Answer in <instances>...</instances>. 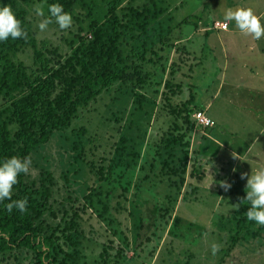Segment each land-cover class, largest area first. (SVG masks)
Here are the masks:
<instances>
[{
	"label": "trees",
	"instance_id": "16d2710c",
	"mask_svg": "<svg viewBox=\"0 0 264 264\" xmlns=\"http://www.w3.org/2000/svg\"><path fill=\"white\" fill-rule=\"evenodd\" d=\"M89 1L43 0L44 12L48 16V6L60 4L72 16L76 6L82 7ZM99 2L102 4V16L99 18L94 13V3L88 4L84 8L87 13L85 21H76L77 27L65 43L68 52L63 54L56 47H48L44 43L36 45L24 19L25 12L18 7L17 0H0V7L9 5L28 33L27 39L9 38L0 42V164L13 156L20 159L30 157L57 133L67 145L70 161L59 178L66 193L64 199L54 197L56 179L50 172L40 169L34 178L20 174L18 183L13 186L12 200L27 198L25 213L21 214L14 208L9 214L5 205L11 201L0 202V264H89L80 248L83 242L81 216L93 208V200H96L102 214L106 213L109 207L98 199V190L104 187L107 188L105 200L115 191L118 193L116 197L125 202L135 173L142 172L143 167L137 164L139 153L131 150L124 137H119L112 146L110 158H100L97 164H85L83 148L89 140H83V130H71L68 136L61 133L70 128L82 110L115 86L117 92L130 98L132 111H140L145 100L137 89L147 77H152V73H143V65L155 62L159 66L160 78L171 50L178 58L183 56L184 66L188 64V52L181 44H175L176 40L173 41L174 29L166 26L168 19L165 23L161 21L166 13L154 0H143L139 6L133 5L135 0H128L125 4L124 0ZM190 19L176 24L175 28L191 22L192 29L195 28L198 19ZM212 24L209 30L217 31L212 29ZM25 50L31 52L30 68L15 61L16 55ZM180 69L177 64L168 65L169 79L155 84L164 91L153 92L171 122L154 145L149 170L157 167L158 181L173 190V195L170 199L168 197L170 204H174L185 185L193 193L195 187L190 183L199 181L201 177L197 171L201 167L198 152L190 145L194 130L206 131L214 126L195 104L192 87H185L182 81L171 84L176 82L174 76ZM187 73H190L189 69ZM182 93L187 96L179 100ZM195 112L202 113L212 126L206 129L197 127L191 119ZM117 121L114 120L115 123ZM82 166L101 186L98 190H93L92 186L84 188L86 193L78 200L69 187L68 176L78 179ZM245 197L246 193L242 200L234 201V204H239V211L233 210L225 220L231 227L224 229L228 233L225 234L224 255L241 243L254 241L264 232L263 226L247 219L245 213L250 204ZM133 227L135 243L142 228L140 217L136 218ZM107 250L102 247L90 264H110ZM121 252L115 249L111 264H122Z\"/></svg>",
	"mask_w": 264,
	"mask_h": 264
},
{
	"label": "rangeland",
	"instance_id": "374dc122",
	"mask_svg": "<svg viewBox=\"0 0 264 264\" xmlns=\"http://www.w3.org/2000/svg\"><path fill=\"white\" fill-rule=\"evenodd\" d=\"M154 1L158 7L165 10L166 14L162 16L161 21L165 23L168 19L166 26L174 29L172 30L173 41L178 39L174 35L179 34L185 37L187 34L195 33L191 26L192 22L178 28H175L176 24L192 16L203 23L208 22L213 18V14L218 12L213 5L215 2L223 5V8L229 6L227 0ZM126 2L128 0H124V4ZM142 2L143 0H135L133 5L139 6ZM91 3L95 4L96 9L93 11L100 18L102 4L99 0H90L82 5L83 8L78 5L73 9V23L69 29L60 30L58 25L53 23L49 25L46 32L42 33L38 28L42 17L36 15L34 6L41 4L44 8L43 0H17L18 7L25 12L24 19L34 36L36 45L40 46L44 43L48 47L58 48L63 54L68 52L65 43L75 31L76 21H85L87 13L84 8ZM211 33L214 36V33L218 32ZM203 40L200 35H193L191 41L193 48H197ZM162 55L165 56V53ZM209 55L208 52L205 53L200 61L201 66L197 73L202 75L199 76L194 95L197 100L208 104L206 116L212 119L214 126L205 133L208 137L199 142L198 160L201 167L197 168V171L200 172L201 177L199 181L194 180L190 183L191 187H195V191L190 193L191 189L185 185L174 204L172 202L170 204L168 200V197L170 199L173 195V190L167 189L164 183L158 181V168L149 170L154 145L171 122L165 109H162L159 104V98L154 96L153 92L162 90L161 86H155L156 83L159 81L164 83L169 79L168 65L171 63L181 67L174 76L176 82L172 81L171 84L183 82L187 74L183 56L179 55L180 58H178L177 54L171 50L167 55L168 60L160 78L159 66L155 62L141 67L143 73H152V77H147L141 88L137 89V93L145 100L140 111L133 112L130 98L124 96L122 92H117L115 86L82 110L73 120L70 128L61 133L63 136H68L71 130H83V140H89L83 148L85 164L90 162L97 164L100 158H110L112 146L119 137H124L131 150L139 153L140 159L137 164L143 167L142 172L135 173L125 202L116 197L118 193L115 191L105 200L104 194L107 188L104 187L99 191L97 188L101 185L94 182L85 166L81 167L78 179L68 176L69 187L78 200L85 195V189L92 186L93 190L97 189L100 193L98 199L109 207L106 213L102 214L96 200H93V208L87 209L81 216L80 229L83 242L80 248L89 264L92 259H96L102 247L108 249L110 264L113 261L115 249L123 252L122 264H219L221 259V264H264V232L254 241L241 243L224 255L225 234L228 235L224 229L231 227L225 223V220L233 212L232 206L236 205L234 201L243 199L247 178L256 169L264 167V118L259 120L251 118L254 113L246 108L247 105L253 109V95L248 94L252 86L248 78L245 77L234 87L237 95L229 94V88L232 87L221 85L218 88L219 81L229 82L230 79L227 80L224 77V72L220 69L221 62L214 59L217 55ZM15 61L30 68L31 52L29 50L21 52L16 55ZM243 81L249 84L242 85ZM183 94H180L179 100L184 99ZM259 99L257 97V101ZM247 111L250 112L247 113ZM115 119L118 120L117 123L114 122ZM232 131L237 135L236 142L239 145H243L244 142L245 146H249L248 155L242 161L236 162L237 164L233 163L234 161L227 154L228 149H225L230 146V141L226 137H229ZM211 138L216 139L222 149L215 146ZM30 157L31 167L35 171H30L28 176L34 178L40 169L50 172L56 179L54 197L57 200L64 199L66 193L63 182L59 178L69 161V155L67 145L58 133ZM243 174L246 176L241 179ZM225 180L231 185L228 191L221 188L219 184L220 181ZM166 209L169 211L164 212ZM139 217L142 219V228L138 231L139 239L134 243L133 224ZM213 243L221 245L215 256L211 252Z\"/></svg>",
	"mask_w": 264,
	"mask_h": 264
},
{
	"label": "crops",
	"instance_id": "0c3cea01",
	"mask_svg": "<svg viewBox=\"0 0 264 264\" xmlns=\"http://www.w3.org/2000/svg\"><path fill=\"white\" fill-rule=\"evenodd\" d=\"M227 4H229V6L223 8V5L221 6L220 3L218 4L217 2H215L213 5L217 8L218 12L213 14V18L209 19L208 22H204V23L199 19L196 27L193 28L195 29L194 30L195 33L187 34V36L185 37L177 36L178 39L176 40L175 44H179V45L181 44L185 48L186 52H188L189 54L187 61L188 64L186 63L187 65L185 66V69L186 70L189 69L190 73H187L186 79L183 80L184 86L185 87L189 86L195 89L198 83L197 81L199 79V76L202 75L201 73L200 74L197 73V70L201 66L200 61L202 60V57L207 52L210 55L216 54L217 57L214 59L216 60L218 59V61L221 62L220 69L221 71L224 72L225 75L224 77L227 78V80L228 78L230 79L229 82L221 83L219 81L218 88L221 85L232 87L229 88L230 89L229 94L232 95L234 93L237 95L236 89L234 87L238 85L239 81H242L245 77L248 78V80H250L251 83L250 85L252 86V89L250 92H248V94L251 93V95H253L252 96L253 109H251L247 105L246 108H248V110H251L254 113L253 115H251V118H256L258 120L263 119L264 118V38H261L260 40L257 41V40H253L251 36L243 35L237 29L234 21L228 23L225 31H216L218 33H214V36L211 35L212 34L211 32L214 31H210L209 28L211 26V23L214 22L223 23V17L226 9L231 8L235 10L236 8L239 7L252 8L256 15L262 17L261 23L262 25H264V0H227ZM218 13L220 14V16H215ZM196 34L200 35L204 40L201 42L200 45H198L197 48H193V42L191 41L193 40V35ZM174 37H176V35ZM230 84L232 85L229 86ZM246 84L249 83L246 81L242 82V85H246ZM183 96L185 97L187 96V94L184 93ZM257 97H259L261 100L259 99L257 101ZM195 103L197 106H199V108L204 113V115H206L207 113L206 109L208 108V104H205L206 103L205 101L197 100L196 98H195ZM249 112L250 111H247V113ZM209 130L206 131H202L200 129L194 130L190 139V145L193 148L195 147L197 152H199L200 150L199 148L200 140L205 137H208V135L206 136L205 133L208 132ZM236 136L237 135L232 131L229 134V137H226V139L227 140L229 139L230 141L229 142L230 146L229 148L226 147L225 149H228L227 154L232 158V160L234 161L233 163L240 162L243 159H245L246 156L248 155L247 151L249 149V146H245L244 142L243 145L241 144L239 145L236 142ZM211 140L215 146L222 149L221 144H219L216 139L211 138ZM241 151L243 152L241 153ZM233 153L236 154V156L238 157L237 159L233 158Z\"/></svg>",
	"mask_w": 264,
	"mask_h": 264
},
{
	"label": "clouds",
	"instance_id": "9594fccd",
	"mask_svg": "<svg viewBox=\"0 0 264 264\" xmlns=\"http://www.w3.org/2000/svg\"><path fill=\"white\" fill-rule=\"evenodd\" d=\"M37 16L42 17L38 23L39 30L43 33L48 30L49 25L55 23L60 30H67L72 26L73 20L71 14L65 12L60 4H51L48 6V16H45L43 5L34 6ZM261 16L255 14L252 8L239 7L235 10L226 9L223 17L224 27L234 21L237 29L245 36H251L253 40L264 38V25L261 23ZM28 33L21 26V22L16 18L11 7L5 5L0 7V42L9 38L27 39ZM233 158L237 159L235 153ZM31 157L20 159L17 156L6 159L0 164V202L11 201L5 205L6 211L11 214L13 209H17L21 214L27 210V198L12 200L13 186L18 183L20 174H29L35 171L31 167ZM246 174L241 175L244 179ZM220 187L225 191L231 188V185L225 180L219 182ZM245 201L250 204L245 213L249 221L257 225L264 226V167L258 168L251 176L247 178ZM233 210L239 211V204L232 206ZM221 245L213 243L211 245L212 255L215 256L220 250Z\"/></svg>",
	"mask_w": 264,
	"mask_h": 264
},
{
	"label": "built area",
	"instance_id": "2783aa9c",
	"mask_svg": "<svg viewBox=\"0 0 264 264\" xmlns=\"http://www.w3.org/2000/svg\"><path fill=\"white\" fill-rule=\"evenodd\" d=\"M212 29L217 31H225L226 27H224V23L214 22L212 24ZM191 119L195 122V125L201 129L210 128L212 123L208 120L204 115L200 112H195L191 115Z\"/></svg>",
	"mask_w": 264,
	"mask_h": 264
}]
</instances>
